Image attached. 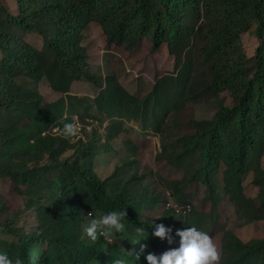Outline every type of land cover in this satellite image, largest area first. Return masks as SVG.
Listing matches in <instances>:
<instances>
[{
	"label": "rangeland",
	"instance_id": "rangeland-1",
	"mask_svg": "<svg viewBox=\"0 0 264 264\" xmlns=\"http://www.w3.org/2000/svg\"><path fill=\"white\" fill-rule=\"evenodd\" d=\"M19 11V0H0V74L6 78L0 93V252L15 259L22 238L47 231L59 193L72 182L82 191L80 180L70 170L52 168L79 159L80 168L108 181L111 197L125 191L130 207L126 232L117 234L113 249L100 253L91 264H112L122 255L123 247L132 248L127 239L140 224L146 238L141 243L148 245L144 254L151 251L159 256L178 247L176 230L195 226L216 243L221 254L217 264H264V154H250L245 171L235 176L223 162L208 166L199 148L205 131L199 123L236 104L230 93L210 86L209 64L200 57L202 44L187 47L179 64L168 44L155 50L144 38L137 49L109 45L100 26L90 24L84 33L88 60L94 63L88 74L102 89L105 75L113 77L139 103L138 107L126 105L121 114L104 115L94 104L102 89L86 81L68 86L66 79L55 75L58 61L40 36L14 20ZM195 20V13L188 12L187 24L193 27ZM257 27L254 23L241 34L250 64L262 48ZM41 28L54 35L50 25ZM3 33L13 40L14 48L34 52L27 60L30 69L18 65L7 53ZM100 59L106 65L102 70L96 65ZM51 80L67 92L54 90ZM164 81L165 88L156 94ZM53 116L58 120L51 124ZM74 116L82 135L61 137L58 129L73 122ZM166 191L172 192L176 201L193 206L190 220L184 223L166 211ZM90 212L100 214L92 209L83 213L82 239H88L83 225ZM157 214L160 217L155 223L172 229L168 233L171 244L167 237L152 235L154 225L148 221ZM235 237L247 245H239ZM48 245H42L40 254L44 250L49 254ZM129 261L147 264L143 254L139 260Z\"/></svg>",
	"mask_w": 264,
	"mask_h": 264
},
{
	"label": "trees",
	"instance_id": "trees-1",
	"mask_svg": "<svg viewBox=\"0 0 264 264\" xmlns=\"http://www.w3.org/2000/svg\"><path fill=\"white\" fill-rule=\"evenodd\" d=\"M19 3L20 11L14 20L42 38L59 64L53 73L61 80L66 79L68 86L74 81H86L102 89L88 74L84 33L90 24L100 26L109 45L137 49L144 38L151 41L155 50L168 44L170 53L180 59L179 64L187 47L201 43L200 57L209 64L210 86L217 92L230 93L236 101L233 109H224L212 120L199 123L205 127L199 145L203 158L208 166L223 162L233 175L240 176L247 168L250 154H264V0H19ZM188 12L196 15L193 27L187 24ZM254 23L258 24L256 33L262 48L250 64L243 52L241 34ZM45 24L53 28V36L42 30ZM3 35L7 37L3 46L7 53L18 65L30 69L32 64L27 60L34 52L14 48L8 34ZM2 74L0 93L6 86ZM106 79L105 88L94 101L101 114H121L126 105L139 106L116 79L105 76ZM165 85L162 82L156 94ZM51 87L67 92L66 87H56L52 80ZM56 120L53 116L50 123ZM53 147L51 144V154ZM52 168L70 170L83 189L72 182L59 193L47 231L22 238L16 257L22 258L23 264H91L100 253L113 249V245L102 237L95 242L81 238L83 213L88 209L102 214L126 208L128 214L127 194L122 191L111 197L107 192L108 181L80 168L79 159ZM235 239L239 245H247ZM44 243L49 244V254L46 250L40 254Z\"/></svg>",
	"mask_w": 264,
	"mask_h": 264
},
{
	"label": "clouds",
	"instance_id": "clouds-1",
	"mask_svg": "<svg viewBox=\"0 0 264 264\" xmlns=\"http://www.w3.org/2000/svg\"><path fill=\"white\" fill-rule=\"evenodd\" d=\"M80 129L81 125L74 116L73 122L64 123L62 128L58 129V134L64 138L74 139L82 135ZM54 131L57 130L54 129ZM126 215V208L113 209L99 215H93L90 212L88 213L89 218L83 225V233L93 242L103 237L104 241L113 244L118 241L120 234L126 232ZM159 217L157 214L151 221H148L150 225H154L152 235L161 239L167 237L168 243L171 244L172 240L168 233L172 229L166 228L163 223H155V218ZM144 233V226L141 224L136 226L127 239L133 247L128 250L123 247L122 255L115 257L112 264H130L129 258L139 260L142 254L147 264H214L219 259L216 243L206 232L195 226L177 229L176 235L180 238L179 246L169 248L159 256L151 251L144 254L145 248L148 247L146 243H141L146 239ZM0 264H23V260L20 257L12 259L6 252H0Z\"/></svg>",
	"mask_w": 264,
	"mask_h": 264
},
{
	"label": "built area",
	"instance_id": "built-area-1",
	"mask_svg": "<svg viewBox=\"0 0 264 264\" xmlns=\"http://www.w3.org/2000/svg\"><path fill=\"white\" fill-rule=\"evenodd\" d=\"M164 196L166 200V204H165L166 210H169L172 214L177 216L184 223L190 220L194 212V208L191 204L178 203L173 198V193L170 191H166Z\"/></svg>",
	"mask_w": 264,
	"mask_h": 264
},
{
	"label": "crops",
	"instance_id": "crops-1",
	"mask_svg": "<svg viewBox=\"0 0 264 264\" xmlns=\"http://www.w3.org/2000/svg\"><path fill=\"white\" fill-rule=\"evenodd\" d=\"M91 49H92V48H91ZM90 61H91V60H90ZM90 61L88 60L89 65L94 64L92 61H91V62H90ZM96 65H100V66H101V70H102L104 67H106V65H103V59H100ZM102 66H103V67H102ZM103 76H104V75H103ZM105 76H106V75H105ZM218 254H219V253H218ZM220 259H221V254H219V259H218L216 262H214V264H217L218 262L220 263Z\"/></svg>",
	"mask_w": 264,
	"mask_h": 264
}]
</instances>
